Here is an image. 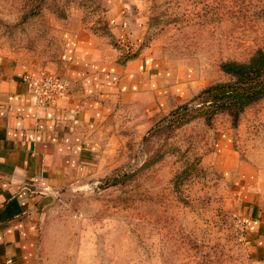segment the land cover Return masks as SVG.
<instances>
[{
    "label": "rangeland",
    "instance_id": "1",
    "mask_svg": "<svg viewBox=\"0 0 264 264\" xmlns=\"http://www.w3.org/2000/svg\"><path fill=\"white\" fill-rule=\"evenodd\" d=\"M80 28L119 46L115 28L120 60L150 59L160 93L120 113L95 175L41 213L33 264H248L242 211L264 189V98L235 127L225 113L210 127L160 121L229 81L222 62L264 51V0H0V59L58 62Z\"/></svg>",
    "mask_w": 264,
    "mask_h": 264
},
{
    "label": "crops",
    "instance_id": "2",
    "mask_svg": "<svg viewBox=\"0 0 264 264\" xmlns=\"http://www.w3.org/2000/svg\"><path fill=\"white\" fill-rule=\"evenodd\" d=\"M109 34L119 46L89 29L68 31L55 63L0 59V264H33L41 213L61 190L95 175L120 113L160 93L153 62L143 54L121 62L128 47L115 28ZM25 74L56 77L66 83L65 95L36 106ZM248 194V264H264V189Z\"/></svg>",
    "mask_w": 264,
    "mask_h": 264
},
{
    "label": "trees",
    "instance_id": "3",
    "mask_svg": "<svg viewBox=\"0 0 264 264\" xmlns=\"http://www.w3.org/2000/svg\"><path fill=\"white\" fill-rule=\"evenodd\" d=\"M134 56H125V62ZM220 71L230 77L205 87L192 99L171 111L160 122L179 127L202 117L210 127L217 114L229 116L232 127L237 125L241 113L251 104L264 98V51L257 50L247 61H226L219 65Z\"/></svg>",
    "mask_w": 264,
    "mask_h": 264
},
{
    "label": "built area",
    "instance_id": "4",
    "mask_svg": "<svg viewBox=\"0 0 264 264\" xmlns=\"http://www.w3.org/2000/svg\"><path fill=\"white\" fill-rule=\"evenodd\" d=\"M22 82L26 85L27 92L34 99L35 105L44 107L48 103L55 102L60 97L65 95L66 83L60 82L56 77L40 74L30 75L25 74L22 77Z\"/></svg>",
    "mask_w": 264,
    "mask_h": 264
}]
</instances>
